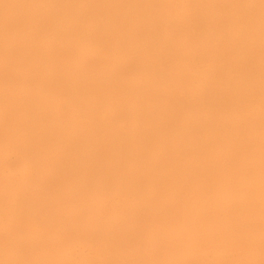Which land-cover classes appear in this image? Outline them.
Returning <instances> with one entry per match:
<instances>
[{"label": "bare ground", "instance_id": "bare-ground-1", "mask_svg": "<svg viewBox=\"0 0 264 264\" xmlns=\"http://www.w3.org/2000/svg\"><path fill=\"white\" fill-rule=\"evenodd\" d=\"M3 1L4 0H2L0 2H3ZM7 1H9V0H7ZM19 1L20 0H14L13 1L15 3V4L13 3L15 5V9H13L9 13L10 17L13 18L11 20H12V22H14L16 27L14 28L12 26L14 24L9 23L10 21L9 22L7 21V23L9 25L8 24H6V25L1 24V26H0V30H1L0 41L3 38L6 39L7 36H10L7 39L11 40L9 38H12L11 36H14L15 37L14 39H18V41H19L16 43V47L19 50H22V47L25 48V45H24L25 42H24L23 37L20 35L21 31H19V30L24 29L25 27H22L20 29L21 26L19 25V18L21 19V16H26V14H21V12L19 10V6H20ZM35 1L39 2L40 0L39 1L38 0H32V2H33L32 4H34ZM170 1L171 0H169V2ZM243 1L244 2H241V0H188L187 3L189 2L188 5H190V12L194 11V14H192V17H188V15H187V17H184V14H183V17H181V16L176 17L175 16V24L174 25H176V27H177V32H175L176 34H173L174 37L169 38L167 36L166 37L163 36V35H165V33L163 32L164 29L162 27V24H163L162 19H164L162 17V15H163L162 14V12H163L162 11V2L165 3L166 0H160V1L159 0H137V1L136 0H133V1L132 0H41L40 1L41 2L40 12L42 14L45 15L48 12H54V13L60 12L64 15V18L62 19L64 25H62L60 23L62 26L60 24H58V25H60V27H58V28L56 27V29L53 28L51 30V33H48V34H51V36L49 38L50 40H48L49 45L46 44L48 42L47 40H46L47 42L45 43L48 46V48L55 49L54 47L63 46L71 38H79L82 40H87V41L92 42L95 45V47H97V49L99 51L106 54L107 58L111 57L114 59L113 62L109 66L107 65L108 67H106L107 69H106L104 74H101V75L95 74L94 75L92 73H89L91 70L88 67L91 64L88 66H86V64H85V67H86L85 70L88 68V70H90V71L87 73L85 71V73H84V71H81V70H84V68H81L82 66H80V72H76L77 75L74 79L61 78L60 76H57L55 74L57 72L54 73L53 70H55L56 68L54 69V67H52L53 70H51V67L49 65L48 66L43 65L41 62H40L41 65H39L38 62L35 61L36 65L40 66L39 68L41 69V72L43 73V75H44L45 79L48 81V83L53 88H55L58 92H60L64 95L66 94V95L71 96L74 99V101L76 102L74 105H76V106L79 105V110L81 112V113L79 112L80 113L79 115L81 116V118L83 120V121L81 120L82 124L79 121V123L81 125L78 128L76 127L77 129H75V130H71V128H70V130L67 131L69 128L67 129L65 127L67 130L65 128H63L66 131L62 129L63 131L60 132V134L62 133V136L60 134H58L59 131L57 129L60 130V128H57L56 132H58L57 134H58V136L60 135V137H58L56 140H54V142H52L53 141L52 140L50 144H48L49 141L47 140V138L50 139L48 136L50 134L52 135V133L54 131L52 130L53 132L51 131L52 133L49 134L48 130H49V127L52 128L53 126L51 127L50 124L48 126H46V124H45L44 126H46L48 128V130L47 129H44V130H47L49 135L47 133L44 136L41 134L43 136V138L41 137L42 138V139H40L41 141L40 140H39V142L37 141L38 144L41 142L42 144H40V145H44V147H42V146L36 147V149L37 148L40 149V147H42L41 151L38 152V150H37V152H38L39 156L43 159L44 163L45 162L47 164H48V162L52 163L51 160H53L55 158L58 162V166L55 164L58 168V171H56V170L55 171L57 173L60 171H62V172L64 171L63 172V173H65L64 177L62 175V177H60L59 180L60 179L63 180V179H65L66 176H68V180L71 178V181L69 180L71 182L70 184H73L72 176L75 178V176L77 177V175H78L79 176L78 180H79V178L81 179L82 177L87 175V176H89V177H87V178H89L88 181L89 180L91 181V178H94V179H100L103 181L105 180V182H109L113 186L114 185L118 186V185H122L121 181H120V180H122V181H124L123 184L125 183L124 185H127L128 182H131L132 185H134L133 184L134 182L136 183L137 181L140 180L139 178H141V172L135 170L133 167L132 168L134 169V171L132 169L130 171L127 168L128 166L125 164L130 162V161H135L138 158H140L139 156H141V154L144 152V149L142 150L143 152L141 151V147L143 148V146L145 147V144L146 145L149 144V145H152V147L154 148V152L152 153L154 156H152V158L153 157L155 158V160H154V158L150 159L151 156H148V153L149 154H151V153L146 151L149 146H146L147 149H145V151L147 152V157H148L147 160H152L151 162L152 163L154 162L153 164H155V168L152 167L153 169H151L153 171V174H154V176H153L154 178H152L151 181H153L154 184H158L159 182L164 180V179L162 180V174L163 173L166 174V172L162 173V171H163L162 166L164 168H166V171H167V167H168V171H171V170H169V168L174 167L171 165H176L177 171H178V165L183 164V163L186 164L185 162H188V160L190 162V160L193 158V155L198 156L199 154H201L203 152H204L203 154H205V152H207V150L209 151V148H211L213 144L216 145L219 143H223V145H224V143L225 144L230 143V146H232L233 144H235V145L239 144L240 145V143H241L240 146L242 147V143H244V142H247V144L252 143V145L255 143V141L257 143L258 142L257 140H259V138H261V137H259L260 135H258L259 133H257V132L264 129V0H258L257 3L256 2L254 3V0H253L254 4L249 6V7H245V5H247V4H244L246 0H243ZM37 2L35 4H38ZM250 2H252V1H250ZM176 3H178V2H176ZM185 3L186 2L184 1V4ZM246 3H247V1H246ZM1 4L2 3H0V7H1ZM8 5H10V4L7 3V7H8ZM36 6L39 8L40 4L36 5ZM168 6H167V9H168ZM186 6L187 5H185V9H186ZM32 8L34 9L33 5H32ZM38 8H36V9H38ZM176 8H174V10ZM183 12H185V11L183 10ZM180 13H182V10L180 11ZM171 14H173V13H171ZM185 14H186V12H185ZM164 16H165V14H164ZM195 18H197V20L200 19L201 21L198 20V24H197V20ZM59 20H57V23ZM165 20L167 21V19H164L163 22ZM52 21H54V20H52ZM166 21H165V23H166ZM169 22H170V20H169ZM17 23H18V25H17ZM40 23L37 21L34 23V26H36V28H37L36 31L41 32V30H42L41 26L45 23H43L41 25H40ZM50 23H51V19H50L49 23H47V27H48V24H50ZM55 23L56 22H53L54 25H55ZM171 23H172V21H171ZM20 24H22V23H20ZM124 24H127V25H124ZM30 25H27V26H30ZM128 25L133 27V28H130L131 29L130 34H127L128 35L127 37L123 36V34L120 35L121 37L118 36L120 34L119 27H121V28H122V26L129 27ZM174 25H171L172 28ZM6 26H8L9 29H7L8 27H6ZM168 26L169 25H165L166 28H168ZM11 27H12V29H11ZM52 27H54V26H51L50 28H52ZM30 28H32V27H30ZM30 28L29 29L27 28V29L30 30ZM16 29H18V30H16ZM46 29H48V28H46ZM168 29H170V27ZM165 30H166L165 32H168V31L171 32L170 30H167V29H165ZM18 31H19V35L16 33ZM44 31H42L43 32L42 37L44 35ZM117 31L119 34L117 33ZM126 31L129 32L128 28ZM139 31L140 32L143 31V33L146 32L147 34L145 36H140L138 34ZM175 31H176V28H175ZM40 32L39 33L37 32L36 35L37 34L40 35L41 34ZM123 32H125V31L122 28V33ZM25 33H26V30H25ZM162 33H164V34L162 35ZM22 34H23L24 38H26L28 36L31 38V35L25 36V34L23 32H22ZM140 34H142V33H140ZM39 35L36 37L39 38ZM125 35H126V32H125ZM166 35H170V34L166 33ZM33 37H35V34ZM36 37L33 40H37V41H35V42L32 41V43H37L41 39V37H40L38 40V39H36ZM177 37H179L180 40H177V39H179ZM28 38H26V39H28ZM43 38L46 39L45 36ZM14 39H13V42H14ZM28 40H30V39H28ZM6 42H7V40H6ZM6 42L3 41L2 43L6 44ZM27 42L29 43V41H27ZM38 44H40V45L42 44V47L45 45L44 43H37V45ZM9 45L11 47V44H9ZM19 45L21 47H19ZM32 45L34 46V44H32ZM40 45L38 46V48L40 47ZM5 46H4L5 48H9V46L7 44ZM27 46H29V44ZM12 47H15V46H12ZM32 47L31 46L26 47L23 52L25 53L24 57L29 58V60L33 56L31 61L33 60V62H34V59H35L34 53L36 52V49L34 48L35 51L33 52ZM61 49H63V48H61ZM11 50H12V48H11ZM38 51L40 52V50H38ZM38 51H37V53H38ZM45 51H47V50H43L42 53ZM111 51H117L119 54L118 55H111L110 54ZM0 52H1V50H0ZM32 52H33V55H32ZM57 52H60V51H57ZM4 53H8V52H4ZM42 53H40V54L42 55ZM48 53L46 56L47 59H49L48 55L51 54V53L50 54H48ZM6 56H7V54H6ZM102 56H105V55H102ZM1 57H3V56H1ZM18 57L20 59L21 56H18ZM100 58H101V56H100ZM43 59H44V56H43ZM47 59H46V62H47ZM56 59L54 58V60H56ZM102 59L103 58H101V60ZM36 60L38 61V59H36ZM49 61H50V59H49ZM197 61H199V65L197 64ZM24 62H26V60ZM33 62H31V63H33ZM44 62L45 61H43V63ZM51 62H52V58H51V61L49 63H51ZM35 63H33L34 66H35ZM55 63H56V61H55ZM60 63H62V61ZM50 65L53 66L52 63ZM41 66H46V68H44V67L41 68ZM47 67H49V68H47ZM62 67H64V66H62ZM94 67L95 66H93V68ZM64 70H67V69L64 68ZM75 70L79 71V69H75ZM61 71H63V69ZM61 71L59 69V72H61ZM97 71L99 72V70H97ZM95 72H93V73H95ZM101 73H103L102 70H101ZM169 74H170V76H169ZM191 78L193 80H191ZM190 81H192V82L190 83ZM2 93L0 92V95ZM24 95H26V94H24ZM16 96L18 97V95H16ZM0 98L2 99L1 96H0ZM16 99H17L16 97H15V99H13L14 100L13 103H15ZM3 100L4 99H2L1 101L3 102ZM1 101H0V103L2 104ZM22 102L23 101H21V103ZM3 103H5V102H3ZM17 103H19L18 100H17ZM92 103H102V104L110 106L111 111H108L109 112L108 114L110 115V118H111L110 120L113 122H115V121L118 122L121 120L127 126L125 128L123 127V128L116 129V130L112 131L111 129H109V126H106V124H108L109 122L106 123L105 125L103 123V125L105 126V127H103L102 125L100 126L97 122H95L96 119H94V118H93L94 119L93 123L95 122L97 124H90L91 121L88 117H92L95 114L97 115V113L92 111L90 108V104H92ZM11 106H12V104H11ZM14 106L17 108V107H20L21 104L18 106H16V105H14ZM24 106L28 107V104L26 105V103H25V104H23V107ZM0 107H2L0 109L4 110L3 107H5V106L2 104V106L0 105ZM12 107H11V111L14 109V107H13V109H12ZM27 109H25V111ZM56 110H57V108H56ZM77 111H78V109H77ZM20 112H21V110H20ZM0 113H2V111ZM172 113H174V114H172ZM12 114H13V111H12ZM17 114H19V113L17 112L14 115H17ZM21 114H23V113H21ZM75 114H76V112H75ZM103 114H105V113H103ZM106 114H107V112H106ZM170 115L171 116L174 115V116L171 117ZM167 116H170L171 119L168 117L169 119L166 120L167 121L166 122V121H164V119H166ZM190 116L194 117L193 120H192V118H190ZM22 117L23 116H21V117L18 116V119L22 118ZM24 117H25L24 119L27 120V115ZM24 119H22V120H24ZM77 119H78V117H77ZM59 120H57V121H59ZM108 120H109V118H108ZM48 121H50V120H48ZM89 121H90V123H89ZM41 122H40V124L44 123V122H42V123ZM65 122H67V121H65ZM74 122L78 123L77 121H74ZM55 123L56 122H54L53 124L56 125ZM40 124L38 126H40ZM47 124H48V122H47ZM60 124H58V125L63 127L65 123L62 125V121H61ZM100 124H102V121ZM111 125H112V123H111ZM41 126L43 129L44 126L43 125H41ZM115 126H117V124ZM40 128H39V130H40ZM72 129H73V127H72ZM247 129H248V131H247ZM37 130H38V128H37ZM47 131H45V132H47ZM45 132H43V133H45ZM53 135H54V133H53ZM38 137H40V136H38ZM53 137L51 139H54ZM263 139H264V137H263ZM261 140H262V138H261ZM248 142H250V143H248ZM263 142L261 143V141H260V143H258V144L261 145V144H263ZM184 143H186V144L184 145ZM256 143L254 145H256ZM121 144H122V146L120 147ZM134 144L137 146H140V148H139L140 150H137V151L136 150L135 151L129 150V148L131 149L132 148L131 146ZM256 146H255V148H252V146H251L250 147L251 151H252V149L254 150V152L256 150L258 151V149H257L258 147L256 148ZM152 147L149 148L150 151L153 150V149H151ZM239 147L237 149H239ZM246 147H245V149H246ZM236 148L233 150V147H232V150L235 151ZM262 148H264V147H262V145H261V149ZM222 149H224V148H222ZM229 149H231V148H229ZM245 149L242 150V152L243 151L245 152L246 151ZM189 151H190V154H187ZM211 151H213V150H211ZM226 151H227V149H226ZM239 151H241V150H239ZM248 151L250 152V149ZM248 151H247V153H248ZM262 151H264V149ZM128 152H131V153L129 154ZM242 152H241V154L244 155L243 154L244 152L243 153ZM183 153L186 155L185 157H184ZM227 153H229V155L232 154L230 156H235L234 153H230V152H227ZM227 153H226V156H227L226 158L225 157L222 158L221 156H219L220 159H224L225 161L226 160L230 161ZM252 153L253 152H251L250 154H252ZM257 153L259 154V152H257ZM241 154L239 156H241ZM131 155H132V157H129ZM144 155H145V153H144ZM221 155H223V154H221ZM255 155L257 158H259V156H257V154H255ZM245 156H246V154H245ZM253 156L254 155L252 154V158L255 159L254 158L255 156L254 157ZM142 157L145 158V156H143V155H142ZM214 157H217V156L214 155L212 158H214ZM246 157H245V160H247ZM203 158H206V157L204 156V157H202V159ZM209 158L207 157V160ZM233 158L237 159L236 157H233ZM233 158H231V159H233ZM239 158L242 159V156ZM125 159L127 161H125ZM193 159L195 160L196 158H193ZM214 159H212V160H214ZM241 159H239V160H241ZM48 160H50V161H48ZM56 160H54V161H56ZM138 160H140V159H138ZM203 160H205V159H203ZM243 160H244V156H243ZM252 160L250 162H252ZM144 161H146V160H144ZM196 161H199V160L196 159ZM209 161H210V159H209ZM227 161H226V163H227ZM233 161H236V164H234V166L237 165L238 160L233 159ZM233 161H231V162L234 163ZM256 161H257V159H256ZM136 162H138V161H136ZM261 162H263V161H261ZM138 163L141 164L140 162H138ZM142 163L144 164V162H142ZM152 163H149V164L151 165ZM202 163L203 162L201 161V164ZM211 163L212 164H209V165L212 166L214 164V162H211ZM228 163H227V165H228ZM242 163H244V165H242L243 167H245L246 165H249V162H246L248 164H245V161ZM47 164L43 165L44 169L45 168L47 169V167L45 166ZM134 164H135V166H138V164L133 163V165ZM220 164H221V160H220ZM220 164H218V165H220ZM224 164L225 163L223 161L222 165H224ZM253 164H251V165H253ZM258 164H259V162H258ZM147 165H148V163H147ZM147 165H145V166H147ZM202 165H205V164H202ZM202 165H201V167H202ZM215 165H217V163H215L213 166H215ZM218 165H217V167H218ZM192 166H194V165H192ZM205 166L208 167L207 165H205ZM237 166L239 167V165H237ZM254 166H255V164H254ZM257 166L258 165H256V168H258ZM263 166H264V164H263ZM148 167H149V165H148ZM201 167H199V168H201ZM223 167H225V166H223ZM230 167L232 168L233 166H230ZM53 168H56V167L54 166ZM139 168L140 167H138V169ZM189 168H190V166L187 169H189ZM202 168H201V170H203ZM219 168H220V166H219ZM219 168H218V170H219ZM240 168L241 167H239V169ZM247 168H248V166H247ZM254 168L249 167L250 170L254 169ZM259 168H263V167H259ZM143 169H141V170L143 171ZM195 169H196V167H195ZM211 169H212V167H211ZM215 169L217 170V168H215ZM224 169L222 168V170H224ZM146 170L149 171L150 168L146 169ZM146 170L143 173L147 172ZM191 170L192 169H190V172H191ZM232 170H234V169H232ZM247 170H244V172H246ZM250 170H248V171H250ZM41 171H43V169H40V173H41ZM179 171H180V169H179ZM206 171L209 172V170H206ZM210 171H211L210 174L212 175L213 171L212 170H210ZM227 171H228V168H227ZM255 171L257 173L258 169H256ZM261 171H262V169L260 170V173H261ZM50 172H48V173H50ZM52 172H53V170H52ZM54 172H53V174H55ZM150 172L151 171H149L147 175H151ZM181 172H182L181 173V175H182L183 171H181ZM208 172H207V175H208ZM253 172H254V170H253ZM253 172H247L248 173L247 175H249L250 173L253 174L252 176L258 174V176H254L253 178L257 177L256 179H258V180L264 179L263 177L260 178V176H259L260 173L254 174ZM121 173H124L123 174L124 176L126 175L125 178H122L124 176ZM155 173H157V175ZM172 173H173V171H172ZM172 173L170 176H172V178H173L175 176V174L172 175ZM184 173H185V171H184ZM214 173H215V170L213 172V176L215 175L216 179H217L218 176H220L221 172L218 174V176ZM237 173L239 174L238 171H237ZM242 173H243V171H241V174H240L238 179H242L244 177L245 174L242 175ZM74 174H75V176H74ZM118 174H120L121 176H119ZM210 174H209V176H210ZM221 174L224 175V173H221ZM226 174H228V172H226ZM232 174H234V173L231 172V175ZM238 174H237V176H238ZM80 175H82V177H80ZM117 175L119 177H121L122 179L118 180L119 177H117ZM177 175L178 174H176V177H179V175L178 176ZM185 175L186 174H184V176ZM43 176L44 175H42L41 177H43ZM45 176H46V174H45ZM58 176H60V174ZM235 176H232V178H236ZM241 176H243V177L240 178ZM54 177H56V176H54ZM54 177H53V179H54ZM167 177L170 178L169 175ZM185 177H183V178H185ZM247 177L245 175L244 178L249 180L250 178L249 177L247 178ZM172 178H170V179L173 180ZM183 178H181V180ZM202 178H204V177H202ZM207 178L208 177L205 175V179H207ZM232 178L230 181L234 182V181H232L233 180ZM244 178H243V180H245ZM39 179H41V178H39ZM45 179H48V178L46 177ZM50 179L52 180V178H50ZM185 179H186V181H189V180H187L188 178H185ZM185 179H183V180H185ZM210 179H212V178H210ZM220 179H217V180L220 181ZM238 179L237 180L234 179L235 182L238 181ZM251 179H252V177H251ZM256 179L253 182L258 181ZM51 180L50 181L48 180V182L49 183L52 182ZM59 180H57V181L59 182ZM68 180H67V182L69 183ZM177 180H179V178ZM177 180H173L174 182L169 181V182H172V183H169V185H171V184L173 185V183H175V181H177ZM224 180H225V178H224ZM73 181H74V179H73ZM84 181L88 183V181L85 180V178H84ZM84 181H83V183H84ZM165 181L167 182L168 180L165 178ZM218 181L213 180L214 183L218 182ZM230 181L227 180V182H230ZM246 181L247 180H245V182H244L245 184H247L249 182V181L248 182H246ZM35 182L33 184L34 185L33 188H39V190L43 188L42 185H40V184L36 185ZM54 182H52V183L55 184ZM81 182H80V184H81L80 186L83 185V183H81ZM177 182H178V184L180 183V181H177ZM194 182H192V183H194ZM201 182L199 181L198 183H201ZM213 182H211V184H213ZM253 182H251L250 184L248 183L247 185L248 186L252 185ZM38 183H39V181H38ZM46 183H44L45 186H46ZM63 183L66 184L65 182H63ZM220 183H219V186H221ZM224 183H225V181H224ZM242 183H240V185L238 183V184L233 185V186L234 187L236 186V188L239 186V188L242 189L243 186L244 187L246 186V185H242ZM260 183H263V182H260ZM50 184H47V185H50ZM60 184H61V180H60ZM140 184H142V183L138 182L139 186H140ZM166 184L168 185V182ZM253 184H256V183H253ZM38 185L41 186L42 188L37 187ZM58 185H59V183H58ZM61 185H63V184H61ZM61 185H59L60 188H61ZM68 185H66V186H68ZM192 185H195V183ZM196 185H197V183H196ZM201 185H203V184H201ZM201 185H200V187H201ZM208 185H209V183H208ZM215 185L217 186V184H215ZM230 185H231V183H230ZM257 185H259V184H257ZM71 186L72 187H70L69 190H71V188H73V185H71ZM77 186L80 187L78 184H77ZM212 186H214V185H212ZM228 186H229V184H228ZM233 186H232V188H233ZM240 186H242V187H240ZM114 187H116V186H114ZM145 187L147 188V185H145ZM173 187H170V188L173 189ZM207 187L205 189H210L209 187L208 188ZM225 187H226V185H225ZM249 187H251V186H249ZM262 187H263V185H262ZM28 188H30V187L28 186ZM60 188L56 189L57 190L56 192L59 191L58 194H60ZM74 188H76V187H74ZM176 188H178V187L176 186ZM50 189H51V187L49 188V191H50ZM62 189L64 190L66 188L64 187ZM78 189L79 188H77V190ZM147 189L149 190V187ZM147 189H144V187H143V190H146L145 194H149L148 196H150L152 189H151V191H148ZM205 189H202V190H205ZM211 189H213V188H211ZM253 189L254 190L256 189L255 185H254ZM35 190L33 191V193L36 192ZM39 190H37V191H39ZM43 190H44V188H43ZM54 190L55 189H53V190L51 189L52 192H54ZM77 190H75V191H77ZM163 190H164V188H163ZM247 190L249 192L251 191V190L246 188V192H247ZM254 190H253V193H254ZM47 191H48V189H47ZM66 191H64V192H66ZM75 191L73 190V192H75ZM147 191L150 193H148ZM194 191L196 192V190H194ZM206 191L208 193L210 192V190L209 191L206 190ZM242 191H244V190L242 189ZM256 191H258V189ZM41 192L42 191H40V193ZM44 192L45 191H43L42 193L44 194ZM139 192H142L141 189ZM161 192L164 193L163 191H161ZM207 192H205V194ZM30 193H32V192H30ZM47 193H46V195H47ZM61 193H63V191ZM152 193H153V191H152ZM158 193H159V190H158ZM166 193L168 194L169 192H166ZM166 193H164V195ZM199 193H201V192H199ZM210 193H212V192H210ZM250 193L252 195V191ZM37 194H36V196L38 197ZM43 194H40V197L43 196ZM58 194H57V197L59 196ZM155 194L156 193H154L152 195H155ZM170 194H172V193H170ZM173 194H176V193L174 192ZM242 194H243V196H245V192ZM247 194H249V193L247 192ZM61 195H65L64 198H67L66 194L63 193ZM152 195H151V199L153 200ZM164 195H162V196L164 197ZM191 195H192V193H191ZM197 195L196 196L194 195L195 197L193 195L192 196L194 198H196ZM208 195H210V194H208ZM251 195L249 194L247 196H251ZM253 195H252V197H253ZM30 196H32V194ZM33 196L29 197V198L33 199L34 197H36V196H34V197ZM53 196H55V195H52L51 197L49 196L50 199L47 197L48 198L47 203H46L45 199L43 202H42V200H40V202L42 204L40 202H38V200L40 199L39 197H38L39 199L36 198L35 202L37 201V203H40L41 206L44 203H46V205H47V204H49L48 200H49V202L51 200L52 201L55 200V199L53 200V198H54ZM43 197H41V199H43ZM57 197L55 196V198H57ZM59 197H61V196H59ZM158 197L159 196H157V197L155 196V198H158ZM73 198H75V197L73 196ZM148 198H147V200H148ZM255 198H257V195ZM70 199L72 200V197ZM139 199H138V201H139ZM151 199H150V201H151ZM159 199L161 200L162 198H158V200ZM233 199L235 200V198H233ZM236 199L239 200V198H236ZM56 200H57V203L55 202V204L58 207V205L61 201L58 203L59 198ZM63 200H65V199H63ZM67 200L69 201V194H68ZM67 200H65V202ZM144 200L141 199V201H143L145 203ZM154 200H156V199H154ZM245 200H247V199H245ZM52 201L50 202L51 205L49 204V207L55 205L52 203ZM72 201H70L71 202L70 204H73ZM74 201H77V200H74ZM172 201H174V200H172ZM24 202L26 203V200ZM32 202H34V199L32 201H30V203H32ZM169 202H170V200H169ZM177 202L178 201H176V204H177ZM234 202L239 203L240 200H239V202L237 200L233 201L232 205L234 206L235 211L237 209H238L237 211L238 212L240 211V213H241V210H242V212L245 211V209L243 210V207L240 210L241 207L239 206L240 204H243L245 201L240 202V204L238 205L240 208H237V206L234 205ZM249 202H251V201L249 200ZM252 202H255V201H252ZM61 203H63V202H61ZM74 203H76V202H74ZM134 203L136 204V201ZM162 203L160 202L161 205H165ZM164 203H167V201ZM229 203H231V202H229ZM129 204H132V203H129ZM156 204H157V202H156ZM172 204H173V202H172ZM254 204H257V202ZM30 205L28 206V204H27L28 207H31ZM64 205L66 206V204H64ZM67 205H68V203H67ZM144 205H146V204H144ZM175 205H173V206L175 207ZM43 206H44V208L46 207L45 205H43ZM130 206H132V205H130ZM130 206H128V207H130ZM138 206H139V204H138ZM157 206H158V204H157ZM157 206H155V207H157ZM165 206H163V207L161 206V207L164 209ZM169 206H171V205H169ZM169 206H167V207H169ZM235 206L237 209H235ZM246 206H248V205H246ZM34 207L32 205V208H34ZM69 207H71V206H69ZM150 207H151V205H150ZM158 207H160V206H158ZM158 207H157V210L159 209ZM250 207L251 206L246 207V212H243V213H249V211L251 209ZM136 208H137V205H136ZM227 208L229 209V207H227ZM38 209H39V207L36 208V210H38ZM61 209L63 210V205H62ZM64 209L66 210V208H64ZM71 209H72V207H71ZM165 209H167V208H165ZM169 209H171V208L169 207ZM173 209H175V208H173ZM232 209H229V210H232ZM255 209H251V210L257 214L258 211H255ZM56 210L58 211V208ZM126 210H127V208H126ZM154 210H156V208ZM260 210H261V208H260ZM34 211L35 210L32 209V212H30V213L33 214ZM59 211H61V210H59ZM63 211H61V212L65 214V212L67 210L65 212H63ZM175 211H176V209H175ZM175 211H172L173 214L175 213ZM71 212H73V211L71 210ZM159 212H160V210H159ZM176 212H179V211H176ZM226 212H227V210H226ZM231 212H229V213L227 212L228 216ZM254 212L253 213L251 212V213L255 214ZM20 213L23 214L22 210L20 211ZM28 213L26 212L25 214L28 216L29 215ZM35 213H34V216L35 215L37 216V214H39V217L37 216V218L40 219V213H38V212H37V214H35ZM55 213L58 214V212H55ZM62 213H60V215ZM134 213L135 212L133 211V214ZM141 213H142V211H141ZM164 213H166V212H164ZM169 213H170V210H169ZM119 214H121V213H119ZM173 214L171 213V215H173ZM179 214H181V213H179ZM126 215H127V213H126ZM136 215H138V214H136ZM149 215H151V213ZM171 215L169 214V216H171ZM222 215H224V213ZM232 215L230 217H233ZM245 215L246 214H243V216L242 215L241 216L244 218ZM257 215H259V214H257ZM261 215L262 214H260L259 216H261ZM27 216H26V218H27ZM29 216H31V215H29ZM145 216L146 215L144 214V217ZM162 216H164V215H162ZM228 216L226 215V217H228ZM250 216L251 215H249L248 217H250ZM259 216H257V217L259 218ZM20 217H21V215H20ZM63 217H64V215H63ZM69 217L67 215L68 220H70ZM76 217L81 219V217H78L75 215V219H76ZM134 217H136V216H133V219H134ZM172 217L173 216H171V218ZM242 217H241V219H242ZM248 217H247V219H249ZM32 218H35V217H32ZM70 218H73V215ZM125 218L127 219V217H125ZM140 218H143V215H141ZM148 218H150V217H148ZM223 218H224V216H223ZM252 218L254 219V216L251 217V219ZM261 218H262V216H261ZM22 219H24V218H22ZM38 219H36V221ZM64 219H65V217L63 218L64 222L67 221ZM79 219L74 220V221H78V223H79V221H83L82 219L81 220H79ZM163 219H161L160 221L161 222L164 221V223H166L165 221H167L168 218H166V220H163ZM219 219L220 218H218V221H221ZM241 219L238 220L240 223L242 221L245 223L247 220V219L246 220L242 219V221H241ZM229 220H230V218H229ZM255 220H256V218L254 219V221L252 220L253 221L252 223L254 225H256L255 223L258 221L257 220L255 222ZM33 221H34V219H33ZM36 221H34L32 223H35ZM109 221H107V223ZM131 221L133 222V220H131ZM152 221H154V220H152ZM155 221L157 222L156 219H155ZM248 221H250V219ZM259 221H260V224L262 225L260 218H259ZM135 222H137V221H135ZM169 222H168V224H169ZM60 223H63V222L60 221ZM68 223L66 222V225H68ZM72 223H74V222H72ZM109 223H111V224H109ZM109 223H108L109 227H110V225L112 227L113 226L112 222H109ZM221 223L225 224V222H223V220ZM233 223L236 224V226L234 225V227L232 225L233 228H235V227L237 228V225L239 227L240 223L239 224H237V222L236 223L233 222ZM263 223H264V221H263ZM37 224H39V223H37ZM64 224L62 225L63 227L65 226ZM76 224L77 223H74V226H77ZM117 224H119V223H117ZM218 224H220V223L218 222ZM231 224H230V226H231ZM119 225H117V226H119ZM126 225H127V223H126ZM134 225L136 227V224H134ZM134 225H133V227H134ZM242 225H244V224L242 223ZM246 225H248V226L251 225V221H250V224H246ZM252 225H251V227H252ZM259 225H257V226H259ZM33 226H36V225H33ZM71 226H69V228H71ZM137 226H139V224ZM222 226H224V225H222ZM226 226H227V224H226ZM240 226H241V224H240ZM79 227H80V229L82 228V226H77V228H79ZM130 227H132V226H130ZM217 227L219 228V226H217ZM241 227H244V229H246L245 226H241ZM124 228H125V225H124ZM228 228L229 227H226L224 229H228ZM254 228H256V227H253V229ZM60 229H62V228H60ZM65 229H67V228H65ZM126 229H127V231L129 230L128 228H126ZM230 229H231V227H230ZM63 230H64V228H63ZM81 230H83V229H81ZM81 230H79V231H81ZM114 230L117 232V230L115 228H114ZM234 230L235 229H233L232 231L234 232ZM236 230H237L236 232L238 233V235H241V233H242V232L241 233L238 232V230L244 232L243 228H242V230H241V228L236 229ZM251 230H252V228H251ZM67 231H70V230H67ZM120 231H119V234H120ZM221 231H222V229H221ZM221 231H220V233H222ZM228 231H226V232H228ZM232 231H231V233L234 234ZM218 232H219V230H218ZM245 232L246 233H244V234H247L248 236L251 233L249 231L250 233L248 234L246 230H245ZM224 233H225V231L223 232V234ZM116 234H118V233H116ZM123 235H125V232ZM150 235H152V234H150ZM229 235L231 237H234L231 234H229ZM229 235L227 234V239H228ZM113 236L117 237V235L115 236V234ZM113 236L111 235V237H113ZM221 236H222V234H221ZM248 236L246 239H248ZM108 237H109V235H108ZM120 237H119V239H120ZM236 237H238L240 239V237H242V236L239 237V236L235 235L234 238H236ZM245 237L246 236H244L241 241H244L243 239ZM148 238H150V237H148ZM234 238H232V241L234 240L237 244V241ZM249 238H251V237L249 236ZM229 239H231V238H229ZM250 240L251 239H248V241H250ZM252 240H253V238H252ZM241 241H238V242H241ZM245 243H248V242H245ZM250 243L252 244L253 241H251ZM108 244H109V242H108ZM240 244H242V243H240ZM231 245H233V244H231ZM116 246H117V244H116ZM237 246L239 247V245H236L235 248H237ZM113 247H114V245H113ZM117 249H118V246L116 248V251H117ZM133 251H134V249L130 252H133ZM139 251H141V250H139ZM118 252H117V255L119 257ZM125 252H126V250H125ZM141 253L143 254L142 251H141ZM120 254H122V253H120ZM134 254H135V252H134ZM242 254H243V252H242ZM40 255H41V253H40ZM40 255H38L40 258V259L38 258L39 263L42 262L41 257L43 256V255H41V257H40ZM46 255H48V254L46 253L45 257H46ZM93 255L94 254H92L91 256H93ZM144 255L146 257L148 254L146 255V253H144ZM193 255H196L195 252L193 253ZM203 255L201 257H203ZM140 256H142V255H140ZM134 257L137 258L138 256H134ZM193 257H195V256H193ZM250 257H249V259H250ZM252 257H255V259H257L258 262L262 261V260H259L260 258H256L255 255H252ZM49 258L52 259L53 257L52 258L49 257ZM63 258H65V257H63ZM106 258L108 259V257H106ZM123 258H125V257L122 256V259ZM142 258H144V256ZM142 258L140 259L141 261H142ZM191 258H190V262H192ZM195 258H194V261L196 260ZM36 259H37V257H36ZM42 259H43V257H42ZM47 259L45 258L46 261H47ZM102 259H103V257H102ZM147 259H148V256H147ZM197 259L199 260V258H197ZM202 259L204 260V257ZM202 259L200 262L201 264L204 263L202 261ZM144 260L145 259H143V261ZM105 261L106 260H104L103 262H105ZM111 261L112 260H110V263H111ZM143 261H142V263H143ZM154 261L153 262L149 261V262L151 264H153V263L156 264L157 262L155 261L156 262L155 263ZM181 261H179V262H181ZM204 261H206V260H204ZM249 261H251V259ZM62 262H63V260H62ZM107 262L108 261H106V263H103V264H108ZM124 262H125V260L123 259L122 263H124ZM129 262L131 263L132 260ZM133 262H134V264L137 263V261H133ZM196 262H198V261L196 260ZM238 262H236V263L238 264ZM244 262H242L241 264H244ZM258 262H257V264H259ZM36 263H38V262L36 261ZM44 263H46V262H44ZM101 263H102V261H101ZM113 263H114V261H113ZM138 263H139V260H138ZM186 263L188 264L187 261H186ZM236 263H234V264H236ZM251 263H252V261H251ZM251 263H249V264H251ZM262 263H264V261ZM33 264H35V263H33ZM40 264H43V263H40ZM47 264H49V263H47ZM65 264H67L66 261H65ZM147 264H148V261H147ZM182 264H185V262ZM225 264H226V262H225ZM231 264H233V263H231ZM255 264H256V262H255Z\"/></svg>", "mask_w": 264, "mask_h": 264}, {"label": "rangeland", "instance_id": "rangeland-1", "mask_svg": "<svg viewBox=\"0 0 264 264\" xmlns=\"http://www.w3.org/2000/svg\"><path fill=\"white\" fill-rule=\"evenodd\" d=\"M0 1H2V0H0ZM14 0H9V1H3V2H0V3H2L1 4V7H0V21L2 22H0V26H1V24H4V25H6V24H8L7 23V21L9 22V23H11V24H14V22H12V20L11 19H13V18H11L10 17V15H9V13L13 10V9H15V3L13 2ZM39 1V0H38ZM41 1V0H40ZM39 1V2H40ZM133 1V0H132ZM137 1V0H136ZM160 1V0H159ZM184 1L186 2L185 4H184ZM171 0L170 2H169V0L167 1L166 0V2L164 3V2H162V17L164 18V19H167V21H166V23H165V21L163 22V20L164 19H162V27H163V32L165 33V35H163L164 33H162V35L163 36H167V37H169V38H171V37H174V35L173 34H176L175 32H177V27H176V25H174L175 24V16L177 17H183V14H184V17H187V15H188V17H192V14H194V11H191L190 12V5H188L189 4V2L187 3V1L188 0ZM246 1H247V3H246ZM245 1V3L244 4H247V5H245V7H249V6H251V5H253L255 2L257 3L258 2V0H254V3H253V0H246ZM250 1H252V2H250ZM37 1H35L34 2V4L36 3ZM39 2H37L38 4H32L33 2H32V0H20L19 1V3H20V6H19V10H20V12H21V14H26V16H21V19L19 18V25L21 26L20 27V29L22 28V27H25L24 29H21V30H19V31H21L20 33V35L23 37V39H24V42H25V48L26 47H29V46H33L32 44H34V46L32 47V50H33V52L35 51L34 50V48L36 49V52L34 53V55H35V59H34V62H33V60L31 61V59H32V57L30 58V60H29V58H26V57H24V49L25 48H23L22 47V50H19L17 47H16V43L17 42H19L18 41V39H14L15 37L14 36H11L12 38H9V39H11V40H8L7 38L8 37H10V36H7L6 37V39L5 38H3L1 41L3 42H6V40H7V42L9 43V44H11V47H10V45L6 42V44L9 46V48H5L6 46V44L4 43H2L1 41V45H0V50H1V52H0V60L2 61H0V68L3 66L2 64L4 63V61L3 60H5V57H6V54L8 55L9 54V52H11V54L13 55V57L14 58H18L19 59V57L18 56H21L20 57V60H26V62L25 63H28L29 61V63L28 64H31V65H33V63H35V61L36 62H38V64L39 65H41L40 64V62L43 64V65H49L50 67H51V70H53V68L52 67H54V69L55 70H53L54 71V73L55 72H59V69H60V71L63 69V71H66V70H64V68L65 67H62V66H64L63 65V63H60L61 62V60H60V54H61V52H62V50L63 49H61V48H63V46H60V47H54L55 49H50V48H48V46L46 45V44H48L49 45V41L48 40H50L49 38H50V36H51V34H48V33H51V30L54 28V29H56V27L58 28V27H60V25L62 24V25H64L63 24V18H64V15L62 14V13H54V12H48L47 14H42L41 12H40V9H41V2L39 3ZM176 2H178V3H176ZM241 2H244L243 0H241ZM250 2V3H249ZM4 3V4H3ZM7 3L8 4H10V5H8V7H7ZM14 3V4H13ZM25 3V4H24ZM164 3V4H163ZM252 3V4H251ZM13 4V5H12ZM34 6V9L32 8V5ZM40 4V6H39V8L36 6V5H39ZM167 4V5H166ZM170 4V5H169ZM5 5V6H4ZM12 5V6H11ZM169 5V6H168ZM182 5V6H181ZM185 5H187L186 6V9H185ZM12 8H11V7ZM167 6H168V9H167ZM189 6V7H188ZM30 7V8H29ZM38 8V9H36V8ZM177 7V8H176ZM174 8H176L175 10H174ZM180 8V9H179ZM165 11H164V10ZM168 10V11H167ZM177 10V11H176ZM182 10V13H180V11ZM183 10L186 12V14H185V12H183ZM192 10V9H191ZM171 13H173V14H171ZM189 14H188V13ZM170 13V14H169ZM179 13V14H178ZM164 14H165V16H164ZM168 16H167V15ZM175 14V15H174ZM181 14V15H180ZM5 15V16H4ZM190 15V16H189ZM56 16V17H55ZM172 18V19H171ZM48 19V20H47ZM50 19H51V25L50 24H48V27H47V23H49V21H50ZM60 19V20H59ZM196 20H197V18H195ZM23 20V21H22ZM46 20V21H45ZM52 20H54V21H52ZM57 20H59L58 21V23H57ZM169 20H170V22H169ZM199 21H201L200 19H198ZM198 20H197V24H198ZM5 21V22H4ZM41 22L40 23V25L41 24H43V23H45V24H43L42 26H41V32L40 31H36L37 30V28H36V26H34V23L35 22ZM61 21V22H60ZM171 21H172V23H171ZM47 22V23H46ZM53 22H56L55 23V25L53 24ZM20 23H22V24H20ZM61 23V24H60ZM31 24V25H30ZM58 24H60V25H58ZM169 25L168 26V28L170 27V29H168V28H166L165 27V25ZM174 25L173 26V28H172V26L171 25ZM196 24V25H197ZM9 25V24H8ZM17 25H18V23H17ZM26 25V26H25ZM27 25H30V26H27ZM61 25V26H62ZM124 25H127V24H124ZM14 28L16 27V25L14 24V25H12ZM51 26H54V27H52V28H50ZM129 26V25H128ZM6 27H8V26H6ZM30 27H32V28H30ZM176 28V31H175V28ZM30 28V30H28V29ZM46 28H48V29H46ZM122 28L124 29V31L126 32V35H125V32H123L122 33ZM122 28L121 27H119V30H120V34L118 33V31H117V33L119 34L118 36H120V35H122L123 34V36H125V37H127L128 35L127 34H130V31H131V29L130 28H133L132 26H129V27H125V26H122ZM126 28V29H125ZM127 28H128V30H129V32H127L126 30H127ZM7 29H9V27L7 28ZM11 29H12V27H11ZM165 29H167V30H170L171 32H165L166 30ZM174 31H172V30ZM16 30H18V29H16ZM25 30H26V33H25ZM32 30V31H31ZM45 30V31H44ZM19 31L18 32H16L18 35H19ZM42 31H44V35H43V37L45 36V38L46 39H44L43 37H42V34H43V32ZM50 31V32H49ZM22 32L25 34V36H27V35H31V38L34 36V34H35V37L36 36H38L39 34H37L36 35V33L38 32H40L41 34L39 35V38L41 37V39L39 40V38L38 37H36V39H38L39 41L37 42V43H46L47 41V43L42 47V44L40 45V44H38L37 45V43H32V41H37V40H33V39H35V37H33L32 39L29 37H26V38H28V39H30V40H28V39H26V38H24V36H23V34H22ZM47 32V33H46ZM173 32V33H172ZM0 33H1V30H0ZM31 33V34H30ZM34 33V34H33ZM140 33H142V34H140ZM166 33L168 34H170V35H166ZM138 34L140 35V36H145L147 33L146 32H144L143 33V31L142 32H138ZM5 35V34H4ZM177 36V35H176ZM121 37V36H120ZM48 38V39H47ZM177 38H179V37H177ZM176 38V39H177ZM13 39H14V42H13ZM43 40V41H42ZM47 40V41H46ZM177 40H180V38L179 39H177ZM27 41H29V43L27 42ZM12 42V43H11ZM29 44V46H27L28 44ZM14 44V45H13ZM37 45V46H36ZM40 45V47L38 48V46ZM3 46V47H2ZM5 46V47H4ZM7 46V47H8ZM12 46H15V47H12ZM37 48H36V47ZM19 47H21L20 45H19ZM42 47V48H41ZM11 48H12V50H11ZM7 51H6V50ZM40 50V52L38 51V50ZM60 49V50H59ZM5 50V51H4ZM10 50V51H9ZM14 50V51H13ZM43 50H47V51H45V52H43L42 53V51ZM22 51V52H21ZM37 51H38V53H37ZM57 51H60V52H57ZM95 51V52H94ZM4 52H8V53H4ZM14 52V53H13ZM33 52H32V55H33ZM40 53H42V55L44 56V59H43V56L40 54ZM47 53L48 54H50V55H48V58L50 59V61H51V58H52V64H53V66H51L50 64L51 63H49L50 61H49V59H47ZM20 54V55H19ZM38 54V55H37ZM97 54V55H96ZM17 55V56H16ZM37 55V56H36ZM57 57H56V56ZM102 55H105V56H102ZM1 56H3V57H1ZM41 56V57H40ZM53 56V57H52ZM88 56H89V62L86 64V66H88V65H90L88 68L92 71H90V70H88V68L85 70V64H83V65H81L82 67L81 68H84V70H81V71H84V73H85V71H86V73L87 72H89V73H92V74H98V75H101V74H104L105 73V71H106V67H108L112 62H113V58H107L106 57V54H104V53H102L101 51H99L98 49H97V47H93V48H91V49H89L88 50ZM100 56H101V58H103L102 60H101V58H100ZM24 57V58H23ZM41 59H40V58ZM46 57V58H45ZM4 58V59H3ZM54 58L56 59V60H54ZM36 59H38V61L36 60ZM46 59H47V62H46ZM28 61V62H27ZM43 61H45L44 63H43ZM55 61H56V63H55ZM59 61V62H58ZM31 62H33V63H31ZM178 62V61H177ZM48 63V64H47ZM61 65H60V64ZM55 64V65H54ZM96 64V65H95ZM197 64L199 65V61H197ZM2 65V66H1ZM37 66L36 65V63H35V66L34 67H37V68H39L40 66ZM95 66L94 68H93V66ZM108 65V66H107ZM46 68V66H41V68ZM92 67V68H91ZM47 68H49V67H47ZM40 69V68H39ZM66 69V68H65ZM77 69H79V71L78 70H75L76 72H80V66H79V68H77ZM96 69V70H95ZM41 70V69H40ZM97 70H99V72L97 71ZM101 70H102V72L103 73H101ZM97 73H96V72ZM93 72H95V73H93ZM57 73H55L56 75H57ZM43 74V73H42ZM58 76V75H57ZM169 76H170V74H169ZM59 78V77H58ZM60 79V78H59ZM191 80H193L192 78H191ZM192 81H190V83H191ZM189 83V84H190ZM2 87H0V92L2 93L3 92V90L1 89ZM22 94V95H21ZM25 93H23V92H18L17 93V95H18V97L16 96V100H15V103H13L14 102V100L12 101V106L14 107V109H13V107L11 106V104H10V106L12 107V111H13V116L15 117V118H17L18 119V116L19 117H21V116H23L22 118H19L18 120H22V119H24L25 117L24 116H26L27 115V117H28V112H29V106L28 107H23V104H25L26 103V105H27V101H26V95H24ZM66 95V94H65ZM1 97H2V99H4V96H3V93L0 95ZM21 98H20V97ZM23 96V97H22ZM1 98H0V101L2 100ZM15 99V98H14ZM21 99V100H20ZM17 100H18V102L19 103H17ZM21 101H23L22 103H21ZM2 102V101H1ZM3 102H5L4 100H3ZM2 102V104L5 106V103H3ZM2 104L0 103V105L2 106ZM20 105L21 104V106L20 107H15L14 105H16V106H18V105ZM11 107H10V111H11ZM76 107V108H75ZM0 108H2V107H0ZM4 108V107H3ZM28 108V109H27ZM56 108H57V112L60 114V122L59 121H54V122H56L55 124L56 125H54L53 123V121H48L49 119H45V120H43L42 122H44V123H42V124H40V122H39V124H40V126H38V130H37V134L38 135H36L37 137H36V147H39V146H42V147H44V145H40V144H42L41 142L38 144L37 143V141L39 142V140L40 139H42L43 138V136L47 133L48 134V131H49V134L50 133H52L53 131V133H54V135H53V133H52V135L50 134H48L49 136V138L51 139L53 136V138L54 139H48L47 138V140L49 141V143L48 144H50L51 143V141L52 142H54V140H56L58 137H60V135L62 136V133L60 134V132H62L63 130H65L66 128L68 129H66L67 131H69L70 130V128H71V130H75V129H77L81 124H82V118H81V116L79 115L81 112H80V110H78L77 111V106L76 105H74V103L72 104V103H64V102H60V103H57L56 104ZM21 110V112H20V110ZM25 109H27L26 111H25ZM19 113V114H17V115H14L15 113H17L16 111ZM23 110V111H22ZM2 111V113H0V115L2 116L3 115V109H0V112ZM11 111V112H12ZM25 111V112H24ZM75 112H76V114H75ZM80 112V113H79ZM21 113H23V114H21ZM103 113H105V114H103ZM109 112L107 111V114H106V112H102V113H97V115L95 114L94 116H92V117H88L89 119H90V121H91V123H90V121H89V123L90 124H99L100 126L102 125L103 127H105L104 125L106 124V123H108V124H106V126H109V129H111L112 131L113 130H116V129H120V128H125L127 125L126 124H124L121 120L120 121H115V122H113V121H111L110 119V115L108 114ZM26 114V115H25ZM172 114H174V113H172ZM171 114V115H172ZM108 115V116H107ZM170 115V116H171ZM0 116V117H1ZM17 116V117H16ZM170 116H167L166 117V119H164V121H166V120H168L169 118H170ZM174 116V115H173ZM173 116H171V117H173ZM77 117H78V119H77ZM169 117V118H168ZM80 118V119H79ZM87 118V119H88ZM96 119V121L95 122H97V123H93V121H94V119ZM108 118H109V120H108ZM190 118H192V120H193V118L194 117H192V116H190ZM93 119V120H92ZM98 119V120H97ZM106 119V120H105ZM171 119V118H170ZM20 120V121H21ZM82 120V121H81ZM187 120V119H186ZM27 120L26 119H24V120H22L21 122L23 123H27L26 122ZM61 121H62V125L64 124V126L62 127V126H60L61 124ZM65 121H67V122H65ZM72 121V122H71ZM74 121H77L78 123H79V121H80V123L78 124V123H76V122H74ZM101 121H102V124H100L101 123ZM105 121V122H104ZM47 122H48V124H47ZM51 122V123H50ZM70 124H69V123ZM112 123V125H111V123ZM167 122V121H166ZM103 123H104V125H103ZM115 123V124H114ZM46 124V126H48L49 124H50V126L53 128H50L49 127V130H48V128L46 127V126H44ZM58 124H60V125H58ZM78 124V125H77ZM117 124V126H115ZM136 124V123H135ZM41 125H43L44 127H43V129H42V126ZM59 127H58V126ZM73 125V126H72ZM57 126V127H56ZM73 127V129H72V127ZM75 126V127H74ZM249 126V125H248ZM247 126V127H248ZM41 127V128H40ZM55 127V128H54ZM66 127V128H65ZM77 127V128H76ZM119 127V128H118ZM39 128H40V130H39ZM57 128H60V130L59 129H57ZM63 128H65V129H63ZM44 129H47V130H44ZM56 129L59 131V133L58 132H56ZM63 129V130H62ZM254 129V128H253ZM43 130V131H42ZM53 130V131H52ZM65 130V131H66ZM264 129H262V130H260L259 132H257V133H259L258 135H260L259 137H261L262 138V140L264 141V139H263V137H264V131H263ZM45 131H47V132H45ZM52 131V132H51ZM247 131H248V129H247ZM39 132V133H38ZM43 132H45V133H43ZM60 134L59 136H58V134ZM261 133V134H260ZM43 136H42V135ZM38 136H40V137H38ZM263 136V137H262ZM42 137V138H41ZM261 138H259V140L261 141V143L263 142L262 140H261ZM46 140V139H45ZM46 140V141H47ZM259 140H257L258 142L256 143V141H255V143H256V145L258 144V143H260V141ZM41 141V140H40ZM116 143V142H115ZM245 143V144H244ZM244 143H242V147L240 146L241 145V143H240V145L239 144H231L232 146H230V143H227V144H225L224 143V145H223V143H219V144H213L212 145V147L211 148H209V151L207 150V152H205V154H203V153H201V154H199L198 156L197 155H193V158H196V159H198L199 161H196V159L194 160L193 158L190 160V162H189V160H188V162H185L186 164H180V165H178V171H177V166L176 165H171V166H174V167H170L169 168V170H171V171H168V167H167V171H166V168H164L163 166H162V173L163 172H166V174L165 173H163L162 174V180L163 181H161V182H159L158 184H154V182L153 181H151L152 180V178H154L153 176H154V174H153V171L151 170V169H153V168H155V164H153L151 161L152 160H147L148 159V157H147V152H150L151 154H149L148 153V156H151V158L150 159H153L152 158V156H154L152 153L154 152V148L152 147V145H149V144H145V147L143 146V148L141 147V151L144 149V152L141 154V156H139L140 158H138V159H140V160H135V161H130V162H128V163H126L125 165H127L126 167L128 168V170H130L131 171V169L134 171V169L135 170H137V171H140L141 172V178H139L140 180L139 181H137L136 183L134 182L133 184L134 185H132V183L131 182H128L127 183V185H130V186H134L133 188H135L137 191L139 190L140 191V189H141V191L142 192H139V197H138V199H139V201H138V199L136 200V204L135 203H132V204H129V203H123L122 202V204L120 203L119 205H112V204H108V205H105L103 208H101L100 209V211H102V212H104V215H105V220H106V224H107V226L109 227V225H108V223L109 222H112V227H111V225H110V227L108 228V235H109V237H108V235H107V237H106V241H107V243L109 242V251L107 252V253H105L104 255H93V256H91L92 254H88V253H85V252H68V253H66L65 255H64V257L65 258H62V260H63V262L61 263V262H58V261H55L53 258H52V256L47 252V251H43V252H41V255H43L42 257H43V259H42V257H41V255H40V257H41V261L42 262H40V263H43V264H47V263H49V264H65V261H66V263L67 264H103V263H106V261H108L107 263L108 264H114L115 262V264H134V262L133 261H137V263L136 264H143L144 262V264H147V261H148V264H151L150 262H153L154 260L157 262H155L156 264H180L182 261V263H184L185 262V264H187L186 263V261L188 262V264H192L193 262V264H197L198 262V264H201L200 262H201V259L204 257V260H206V261H204L203 259H202V261L204 262H202L203 264H225V262H226V264H231V263H236V262H238V264H241L242 262H244V264H249V263H251V261H252V263L251 264H255V262H256V264H257V262H258V260L257 259H255V257H252V255H255L256 256V258H260L259 260H262L261 262H258L259 264H261L263 261H264V223H263V221H264V179L262 180V179H256L257 177H255V178H253L254 176H258V174L257 173H260V170L262 169V171H261V173H260V178H264V166H263V164H264V151H262L264 148H262L261 149V145H262V147H264V142H263V144H258L257 146L256 145H252V143L251 144H247V142H244ZM248 143H250V142H248ZM38 144V145H37ZM186 143H184V145H185ZM122 146V144L120 145V147ZM135 146V147H134ZM146 146H149L148 147V149H147V147ZM239 147V149H237L238 147ZM247 146V147H246ZM252 146V148H255V146H256V148L258 149V151L257 152H259V154L255 151L254 152V150L252 149V151H251V147ZM42 147H40V149H36V151L38 150V152H40L41 151V148ZM132 148L130 149L129 148V150H140L139 148H140V146H137V145H132L131 146ZM150 147H152L151 149H153V150H151L150 151ZM232 147H233V150L236 148V150L235 151H233L232 150ZM244 147V148H243ZM245 147H246V149H245ZM260 147V148H259ZM221 148V149H220ZM222 148H224V149H222ZM229 148H231V149H229ZM145 149H147L146 151H145ZM226 149H227V151H226ZM246 150L244 153L242 152V150ZM250 149V152L248 151ZM260 149V150H259ZM168 150V149H167ZM211 150H213V151H211ZM224 152H223V151ZM239 150H241V151H239ZM133 151V152H134ZM247 151H248V153H247ZM262 151V152H261ZM43 152V151H42ZM132 152V151H131ZM131 152H128L129 154L131 153ZM209 152V153H208ZM217 152V153H216ZM223 152V153H222ZM227 152H230V153H234L235 154V156H230V155H232V154H230L229 155V153H227ZM240 152V153H239ZM241 152L244 154V155H242L241 154ZM251 152H253L252 154L255 156H253L255 159H253L252 158V154H250ZM144 153H145V155H144ZM185 153V152H184ZM183 153V155H184V157L187 155V154H190V151L185 155ZM226 153H227V155H228V158L230 159V161H227V163L229 162H231V161H233V159L234 160H238V162H237V165H239V167H241L240 169H239V167L237 166V165H235L234 166V164H236V161H233L234 163H228V165H227V163H226V161L224 160V159H220V157L219 156H221L222 158H226L227 156H226ZM239 153V154H238ZM218 154V155H217ZM221 154H223V155H221ZM241 154V156H242V159L241 158H239V157H241V156H239ZM245 154H246V156H245ZM255 154H257V156H259V158H257L256 157V155ZM142 155L143 156H145V158H143L142 157ZM201 155V156H200ZM217 156V157H214V158H212L213 156ZM237 155V156H236ZM251 155V156H250ZM206 157V158H203V159H205V160H203L202 159V157ZM243 156H244V160H243ZM249 156V157H248ZM129 157H132V155L131 156H129ZM191 157V156H190ZM189 157V158H190ZM207 157L210 159V161L211 162H214V164L215 163H217V165L218 164H220V160H221V164L220 165H218V167H217V165H215V166H211V165H209V164H212L210 161H209V159L207 160ZM233 157H236L237 159H235V158H233ZM245 157H246V159L247 160H245ZM188 158V159H189ZM227 158V159H228ZM231 158H233V159H231ZM241 159V160H239V159ZM250 158V159H249ZM187 159V158H186ZM185 159V160H186ZM201 159V160H200ZM212 159H214V160H212ZM220 159V160H219ZM228 159V160H229ZM254 161H253V160ZM256 159H257V161L259 162V164H258V162L256 161ZM259 159V160H258ZM54 160H56L55 158L53 159V160H51L52 161V163H50V162H48V164L45 162L44 164H47V165H45L46 167H47V169L45 168L44 169V166H43V168H41V169H43V171H41V173H40V170L38 171V174L34 177L35 179H33V181L36 183V185L37 184H40V185H42V187L44 188V190H43V188L41 187V186H37V187H40V188H42V189H40L39 190V188H33L34 187V182L32 181L31 183H30V185H29V187L31 188H28L29 190H28V198L26 199V203L28 204V206L30 205L31 207H28L27 206V204L24 202V201H22L20 204H19V206H18V214L20 213V211L22 210V213L23 214H19V216L21 215V220H23L25 223H29V217L30 218H32V217H35V218H32L31 219V221L32 222H34V221H36V219H38L37 218V216L39 217V214H37V212L38 213H40V219H38L35 223H30L29 224V227L33 230V231H35L36 233H37V235H39L42 239H47V237H48V235H49V233L51 232V233H54V232H56V231H64V230H70V231H79V230H81V229H83V227H84V221H79V223H78V221H74V220H78L79 218H77L76 217V219H75V215H73V218H70V217H72V212H71V210L73 211V206L74 205H78V203H79V201H78V198H76L77 196H76V192L78 191V190H80L81 188L83 189V185L84 184H86L87 182H85L84 181V178H85V180H87L88 181V179L89 178H87V177H89V176H87V175H83L84 177H82V175H80V177H82L81 179L84 181V183H83V181L79 178V180H78V175H77V177L75 176V174H74V176H75V178L72 176V182H73V184H70L71 182V178L68 180V176H66L65 177V179H60L61 180V184H63V185H61L60 184V180H59V178L60 177H62V175H63V177H64V175H65V173H63L62 171H60V172H56V171H58V168H57V166H58V162H57V160L56 161H54ZM144 160H146V161H144ZM154 160H155V158H154ZM184 160V161H185ZM219 160V161H218ZM252 160V162H250ZM48 161H50V160H48ZM125 161H127L126 159H125ZM136 161H138V162H140L141 164H139L138 162H136ZM144 162V164L142 163V162ZM150 161V162H149ZM183 161V162H184ZM201 161L203 162L202 164H205V165H207L208 167H206L205 165H202L201 164ZM216 161V162H215ZM223 161H224V165H222L223 164ZM245 161V164H248V163H246V162H249V165H246L245 167H243L242 165H244V163H242V162H244ZM261 161H263V162H261ZM261 162V163H260ZM131 163V164H130ZM133 163H136V164H138V166H135V164L133 165ZM147 163H148V165H149V167H148V165H147ZM149 163H152L151 165L149 164ZM255 164V166H254V164ZM43 164V165H44ZM57 166H56V165ZM200 164V165H199ZM251 164H253V165H251ZM131 165V166H130ZM145 165H147V166H145ZM186 165V166H185ZM190 166V168L189 169H187L189 166ZM192 165H194V166H192ZM201 165H202V167H201ZM251 165V166H250ZM256 165H258L257 167L258 168H256ZM56 167V168H53V167ZM176 166V167H175ZM219 166H220V168H219ZM223 166H225V167H223ZM229 166V167H228ZM230 166H233L232 168L230 167ZM247 166H248V168H247ZM255 168H254V167ZM134 169H133V168ZM138 167H140L139 169H138ZM153 167V168H152ZM195 167H196V169H195ZM199 167H201L203 170H201V168H199ZM211 167H212V169H211ZM217 168V170L215 169V168ZM249 167H251V168H254V169H249ZM259 167H263V168H259ZM144 168V169H143ZM149 169L150 168V170L149 171H151L150 173H151V175H147L148 174V170H146V169ZM208 168V169H207ZM210 168V169H209ZM218 168H219V170H218ZM222 168L225 170H222ZM227 168H228V171H227ZM243 168V169H242ZM53 170V172L55 173V174H53V172H52V170ZM141 169H143V171L141 170ZM179 169H180V171H179ZM190 169H192L191 170V172H190ZM232 169H234V170H232ZM238 169V170H237ZM250 170V171H248V170ZM256 169H258V171H257V173H256ZM147 171V172H145V173H143L144 171ZM196 170V171H195ZM206 170H209V172L208 171H206ZM210 170H212L213 172H214V170H215V173L214 174H216L217 176H218V174L221 172V173H224V175H222L221 173H220V176H218V178L217 179H220V181H218L217 179H216V176L214 175L213 176V172H212V175L210 174L211 173V171ZM244 170H247L246 172H244ZM253 170H254V172H253ZM51 171V172H50ZM172 171H173V173H172ZM181 171H183V174L181 175ZM184 171H185V173H184ZM204 173H203V172ZM220 171V172H219ZM235 171V172H234ZM237 171L239 172V174L237 173ZM241 171H243V173H242V175H246V177L248 176L250 179L248 180V179H246V178H244L245 177V175H244V177L243 176H241L240 178H244L245 180H247L246 182H248L249 184L251 183V182H253V181H255V179L256 180H258V181H256V182H253V183H256V184H253L252 183V185H249V186H251V187H249L247 184H245L244 182H245V180H243V178L242 179H238L239 178V176H240V174H241ZM46 172V173H45ZM48 172H50V173H48ZM180 172V173H179ZM201 172V173H200ZM207 172H208V175H207ZM218 172V173H217ZM226 172H228V174H226ZM231 172H233L234 174H232L231 175ZM247 172H253L254 174H257V175H254V176H252L253 174H249V175H247L248 173ZM263 172V173H262ZM41 175H40V174ZM44 173V174H43ZM48 173V174H47ZM149 173V174H150ZM169 173V174H168ZM171 173H172V175H174L175 174V176L172 178V176H170L171 175ZM199 173V174H198ZM206 173V174H205ZM45 174H46V176H45ZM51 174V175H50ZM53 174V175H52ZM60 174V176H58ZM122 175L124 174V173H121ZM145 174V175H144ZM156 175H157V173H155ZM176 174H178L179 175V177H176ZM184 174H186L185 176H184ZM209 174H210V176H209ZM237 174H238V176H237ZM40 175V176H39ZM42 175H44L43 177H41ZM49 175V176H48ZM119 176H121L120 174H118ZM117 175V177H119ZM147 175V176H146ZM166 175V176H165ZM169 175V177L170 178H172L173 180H177L178 178H179V180H177V181H180V185L178 184V182L177 181H175V183H173V185L171 186V185H169V183H172V182H174L173 180H171L170 178H168L167 176ZM177 175V176H178ZM193 175V176H192ZM202 175V176H201ZM205 175L208 177L207 179H205ZM223 177H222V176ZM226 175V176H225ZM236 175V176H235ZM38 176V177H37ZM54 176H56V177H54ZM124 176V175H123ZM126 176V175H125ZM125 176L124 177H122V178H125ZM185 177V178H188L187 180H189V181H186V179L185 178H183V177ZM232 176H235L236 178H232ZM252 177V179H251V177ZM48 178V179H45V178ZM53 177H54V179H53ZM159 177V176H158ZM168 180L167 182H168V185L166 184L167 182L165 181V178ZM176 177V178H175ZM202 177H204V178H202ZM220 177V178H219ZM233 179L232 181H234V182H231L230 180H231V178ZM247 177V178H248ZM38 180H37V179ZM39 178H41V179H39ZM43 178V179H42ZM50 178H52V180L50 179ZM91 178V177H90ZM121 177H119L118 178V180H120V179H122ZM181 178H183V179H185V180H181ZM195 178V179H194ZM210 178H212V179H210ZM215 178V179H214ZM224 178H225V180H224ZM228 178V179H227ZM230 178V179H229ZM73 179H74V181H73ZM78 181H77V180ZM95 180L94 178H91V181H93V180ZM170 179V180H169ZM237 180L238 179V181H236L235 182V180ZM48 180L50 181H52V182H54L55 184H53L52 182H48ZM54 180V181H53ZM57 180H59V182L57 181ZM67 180L69 181V183L67 182ZM207 182H206V181ZM213 180L215 181H218V182H213ZM227 180L228 181H230V182H227ZM243 180V181H242ZM261 180V181H260ZM38 181H39V183H38ZM76 181V182H75ZM81 183H83V185L82 186H80L81 184H80V182ZM105 181V180H104ZM121 181V184H123V182L124 181H122V180H120ZM169 181H172V182H169ZM194 182L195 183V185H192V184H194V183H192V182ZM197 181V182H196ZM201 182V183H198V182ZM224 181H225V183H224ZM240 181V182H239ZM244 183H242V182ZM251 181V182H250ZM263 182V183H260V182ZM47 182V183H46ZM57 182V183H56ZM63 182H65L66 184H64ZM88 182H90V180L88 181ZM138 182H140V183H142V184H140V186L138 185ZM145 182V183H144ZM151 182V183H150ZM164 182V183H163ZM166 182V183H165ZM177 182V183H176ZM191 182V183H190ZM211 182H213V184H211ZM221 182V183H220ZM44 183H46V186L44 185ZM58 183H59V185H61V188H60V186L58 185ZM185 183V184H184ZM196 183H197V185H196ZM208 183H209V185H208ZM219 183H220V185L221 186H219ZM230 183H231V185H230ZM234 183V184H233ZM238 184L239 183V185H240V183H242V185H246L245 187L243 186V190L244 191H242V189H240L239 188V186L236 188V186L234 187L233 185H236V184ZM47 184H50V185H47ZM53 184V185H52ZM69 184V185H68ZM75 184V185H74ZM77 184L80 186V187H78L77 186ZM125 184V183H124ZM123 184V185H124ZM137 186H136V185ZM147 185V188L149 187V190L145 187V185ZM151 184V185H150ZM178 184V185H177ZM201 184H203V185H201ZM211 184V185H210ZM215 184H217V186L215 185ZM228 184H229V186H228ZM257 184H259V185H257ZM33 185V186H32ZM35 185V186H36ZM44 185V186H43ZM66 185H68V186H66ZM71 185H73V188H71V190H69V188L70 187H72ZM144 185V186H143ZM178 187V188H176V186ZM200 185H201V187H200ZM210 188V189H205L207 186ZM212 185H214V186H212ZM225 185H226V187H225ZM254 185H255V190L253 189V187H254ZM262 185H263V187H262ZM32 186V187H31ZM48 186V187H47ZM54 186V187H53ZM58 186V187H57ZM114 186H117V185H114ZM118 186H120V185H118ZM142 186V187H141ZM174 186V187H173ZM196 188H194V187ZM212 186V187H211ZM216 186V187H215ZM219 186V187H218ZM232 186H233V188H232ZM258 186V187H257ZM51 187V189L53 190V189H55L54 190V192H52L51 191V189H50V191H49V188ZM53 187V188H52ZM60 188V194H58L59 193V191L58 192H56L57 190V188ZM66 188V189H62V188ZM74 187H76V188H74ZM139 189H138V188ZM143 187H144V189H147L148 191H151V189H152V191H153V193H152V191H151V194H150V196H148L149 194H145V191L146 190H143ZM170 187H173V189H171ZM194 189H193V188ZM207 187V188H208ZM215 187V188H214ZM231 187V188H230ZM240 187H242V186H240ZM260 187V188H259ZM48 189V191H47V189ZM77 188H79L78 190H77ZM163 188H164V190H163ZM199 188V189H198ZM211 188H213V189H211ZM246 188L247 189H249V190H251L252 191V195H253V197H252V195H251V191L249 192L248 190H247V192L251 195V196H247V195H249V194H247V192H246ZM36 189V190H35ZM46 189V190H45ZM81 189V190H82ZM192 189V190H191ZM202 189H205V190H201ZM236 191H234V190ZM258 189V191H256ZM260 189V190H259ZM36 191V192H34L33 193V191ZM37 190H39V191H37ZM59 190V189H58ZM67 190V191H66ZM73 190L75 191V190H77V191H75V192H73ZM158 190H159V193H158ZM194 190H196V192L194 191ZM206 190H210V192H212V193H208ZM253 190H254V193H253ZM40 191H45L44 192V194L41 192L40 193ZM48 193H47V192ZM63 191V193L64 194H66V197L67 198H64L65 197V195H61V194H63V193H61ZM64 191H66V192H64ZM147 191V192H148ZM157 191V192H156ZM161 191H163L164 193H166V192H169L168 194L166 193L165 195H164V193H162ZM171 191V192H170ZM192 191V192H191ZM238 191V192H237ZM242 191V192H241ZM262 191V192H261ZM30 192H32V193H30ZM70 192V193H69ZM176 193V194H173V193ZM199 192H201V193H199ZM205 192H207L206 194H205ZM241 192V193H240ZM245 192V196H243V194L242 193H244ZM261 192V193H260ZM38 195V197L40 198H38L37 196H36V194ZM46 193H47V195H46ZM52 193V194H51ZM73 193V194H72ZM142 193V194H141ZM148 193H150V192H148ZM154 193H156L155 195H152V194H154ZM170 193H172V194H170ZM191 193H192V195L194 196H196L198 193V195H197V197L196 198H194L192 195H191ZM257 193V194H256ZM32 194V196L34 195V196H36V197H34L33 199H34V202H32V203H30V201H32L33 199H31V198H29V197H32V196H30ZM40 194H43V196H41V197H43V199H41V197H40ZM51 194V195H50ZM57 194L59 195V196H63L62 198L63 199H65V200H67L68 199V194H69V201L67 202H65V200H63L61 197H57ZM72 194V195H71ZM143 196L144 194V196L142 197L141 195ZM159 194V195H158ZM204 194V195H203ZM208 194H210V195H208ZM247 194V195H246ZM259 194V195H258ZM52 195H55L57 198H55V196H53L54 198H53V200L54 201H52V203L53 204H55V202L57 203V200L56 199H58L59 198V200H58V203L61 201V202H63L64 204H66V206L63 204V203H59V205L61 206H59L58 205V207L56 206V204L55 205H53L54 207L56 206L57 208H58V211L56 210L57 208L55 207H53V206H50L49 207V204L51 205V201L49 202V200H48V203L49 204H47L46 205V203H47V199L49 198V196L51 197ZM151 195H152V198H153V200L151 199ZM162 195H164V197L162 196ZM170 195V196H169ZM175 195V196H174ZM208 195V196H207ZM256 195H257V198H255L256 197ZM73 196L75 197V198H73ZM154 196V197H153ZM155 196L157 197V196H159L158 198H162L160 201L158 200V198H155ZM162 196V197H161ZM174 196V197H173ZM177 196V197H176ZM240 196V197H239ZM48 197V198H47ZM72 197V200L74 199V200H77V201H74V202H76V203H74L70 198ZM149 197V198H148ZM170 197V198H169ZM248 197V198H247ZM36 198L37 199H39L38 200V202H40V200H42V202L44 201V199H45V201H46V203H44L43 205H45L46 207L44 208V206L42 207L41 206V204L40 203H37V201L35 202V200H36ZM147 198H148V200H147ZM166 198V199H165ZM191 198V199H190ZM233 198H235V200H237L238 202H239V200H240V202H244L243 204H240V202L239 203H237V202H234V205H236L237 206V208H240V210L242 209V207H243V210L245 209V211H243V212H246V207H249V206H251L250 208L251 209H255V211H258L257 212V214H262L261 216H262V218H261V216H259V215H257L254 211H252L250 208V211H249V213H243L242 212V210H241V213H240V211L238 212L237 210V208H236V206H235V209H237L236 211L234 210V206L232 205L233 204V201H235ZM236 198H239V200L238 199H236ZM241 198V199H240ZM50 199V198H49ZM52 199V198H51ZM141 199L142 200H144L145 201V203L143 202V201H141ZM150 199H151V201H150ZM154 199H156V200H154ZM195 199V200H194ZM245 199H247V200H245ZM260 199V200H259ZM30 200V201H29ZM158 200V201H157ZM169 200H170V202L172 201V200H174V201H172L173 202V204H172V202L170 203L169 202ZM242 200V201H241ZM244 200V201H243ZM249 200L251 201V202H249ZM259 202H258V201ZM70 201H72V203L74 204H70L71 202ZM167 201V203H164V202H166ZM176 201H178L177 202V204H176ZM248 203H247V202ZM252 201H255V202H252ZM78 202V203H77ZM154 202V203H153ZM156 202H157V204H158V206H160V207H158L157 206V204H156ZM160 202L162 203V204H165V205H161L160 204ZM229 202H231V203H229ZM257 202V204H254V203H256ZM34 203V204H33ZM37 203V204H36ZM67 203H68V205L69 206H71L72 207V209H71V207H69L68 205H67ZM153 205H152V204ZM236 203V204H235ZM246 203V204H245ZM134 204V205H133ZM138 204H139V206H138ZM144 204H146V205H144ZM148 204V205H147ZM168 204V205H167ZM176 204V205H175ZM240 204V205H239ZM252 204V205H251ZM259 204V205H258ZM24 205V206H23ZM32 205H33V207L34 208H32ZM62 205H63V210L61 209L62 208ZM130 205H132V206H130ZM136 205H137V208H136ZM150 205H151V207L153 208H151L150 207ZM169 205H171V206H169ZM173 205H175V207L173 206ZM228 205V206H227ZM240 207H239V206ZM242 205V206H241ZM246 205H248V206H246ZM22 206V207H21ZM37 206V207H36ZM120 206V207H119ZM128 206H130V207H128ZM155 206H157L159 209L157 210V207H155ZM163 206H165V208H167V209H163L162 207ZM167 206H169L171 209H169V207H167ZM232 206V207H231ZM246 206V207H245ZM39 207V211L38 210H36V208H38ZM50 209H49V208ZM60 207V208H59ZM175 208L176 209V211H179V212H176L175 211V209H173V208ZM180 207V208H179ZM227 207H229V209H232V210H229ZM259 209H258V208ZM23 208V209H22ZM64 208H66V210L64 209ZM68 208V209H67ZM70 208V209H69ZM125 208V209H124ZM126 208H127V210H126ZM132 208V209H131ZM156 208V210H154ZM162 208V209H161ZM260 208H261V210H260ZM30 209V210H29ZM32 209L33 210H35L34 212H33V214L32 213H30V212H32ZM53 211H52V210ZM140 209V210H139ZM56 210V211H55ZM59 210H61V211H63V212H65V214L64 213H62L61 211H59ZM70 212H69V211ZM126 210V211H125ZM148 210V211H147ZM159 210H160V212H159ZM165 210V211H164ZM169 210H170V213H169ZM226 210H227V212L229 213V212H231L230 214H229V216H228V213L226 212ZM234 210V211H233ZM45 211V212H44ZM58 212V214L60 215V213H62L60 216L58 215V214H56L55 212ZM133 211L135 212L134 214H133ZM141 211H142V213H141ZM150 211V212H149ZM152 211V212H151ZM172 211H175V213L173 214V212ZM28 213L29 215H33L32 217L31 216H27L25 213ZM36 212V213H35ZM127 213V215H126V213ZM137 212V213H136ZM146 212V213H145ZM164 212H166V213H164ZM226 212V213H225ZM254 212L255 214H252V213ZM34 213L35 214H37V216L35 215L34 216ZM42 213V214H41ZM119 213H121V214H119ZM141 213V214H140ZM151 213V215L153 216H151V215H149V214ZM157 213V214H156ZM160 215H159V214ZM171 215V213L173 214V215H171V216H173L172 218H171V216H169V214ZM178 213V214H177ZM179 213H181V214H179ZM224 213V215H222ZM235 213V214H234ZM240 213V214H239ZM25 214V215H24ZM119 214V215H118ZM123 214V215H122ZM136 214H138V215H136ZM144 214L146 215L145 217H144ZM233 214V215H232ZM243 214H246L245 215V217L243 218L242 216H243ZM251 215L250 217H248L249 215ZM63 215H64V217H65V219L64 220H67V221H63ZM66 215V216H65ZM67 215H68V217H69V219L71 220H68L67 219ZM125 215V216H124ZM141 215H143V218H140L141 217ZM162 215H164V216H162ZM178 217H176V216ZM181 215V216H180ZM226 215L228 216V217H226ZM233 216V217H230V216ZM242 215V216H241ZM23 216V217H22ZM25 216V217H24ZM26 216H27V218H26ZM60 218H59V217ZM76 216H78V215H76ZM133 216H136V217H134V219H133ZM140 216V217H139ZM166 216V217H165ZM180 216V217H179ZM223 216H224V218H223ZM242 217V219H247V217L250 219V221H251V225L253 224L252 222L254 221V219L256 218V220H255V222L258 220L259 221V218H260V220H261V223H262V225L260 224V221L258 222H254L256 225H252V227H251V225H246V224H250V221H248L249 219H247L246 220V222L244 223L243 221H242V219H241V217ZM247 216V217H246ZM254 216V219L252 218L251 219V217H253ZM257 216H259V218L257 217ZM78 217H80V216H78ZM118 217V218H117ZM125 217H127V219L125 218ZM148 217H150V218H148ZM226 217V218H225ZM22 218H24V219H22ZM62 218V219H61ZM112 218V219H111ZM139 218V219H138ZM154 218V219H153ZM164 218V219H163ZM166 218H168L167 219V221H165L166 223V225H167V230H166V232H165V236H166V238L169 240V241H180L181 243L180 244H173V245H171L170 247H168L167 248V250H161V249H159V248H153V249H147V250H141L142 252H143V254L141 253V251H139L138 249H134V251L133 252H130V251H132V250H127L126 252H125V250L123 249V244H124V239H125V236L126 237H130V235L131 236H133L134 235V228H138L139 226H141V225H145V224H151V223H164V221H160L161 219H163V220H166ZM171 218V219H170ZM175 218V219H174ZM218 218H220L219 220H221V221H218ZM223 218V219H222ZM229 218H230V220H229ZM33 219H34V221H33ZM73 219V220H72ZM116 219V220H115ZM125 219V220H124ZM138 219V220H137ZM155 219L157 220V222L155 221ZM241 219V223L238 221V220H240ZM79 220H81V219H79ZM110 220V221H109ZM131 220H133V222L131 221ZM140 220V221H139ZM152 220H154V221H152ZM170 222H169V221ZM222 220H223V222H225V224L224 223H221L222 222ZM228 220V221H227ZM244 220V221H245ZM253 220V221H252ZM60 221L61 222H63V223H60ZM70 221V222H69ZM107 221H109L108 223H107ZM119 221V222H118ZM135 221H137V222H135ZM160 221V222H159ZM66 222L68 223V225H66ZM72 222H74V223H77L76 225L77 226H82V228L80 229V227L79 228H77V226H74V223H72ZM168 222H169V224H168ZM218 222L220 223V224H218ZM233 222H237V224H241V226H245V228L246 229H244V227H241L240 226V224H239V227H238V225H237V228L235 227V228H233L234 227V225L236 226V224H234ZM239 222V223H238ZM37 223H39V224H37ZM65 223V224H64ZM114 223V224H113ZM117 223H119V224H117ZM123 225H122V224ZM126 223H127V225H126ZM132 223V224H131ZM232 223V224H231ZM242 223L244 224V225H242ZM260 225H259V224ZM65 225L64 227L62 226V225ZM81 224V225H80ZM109 224H111V223H109ZM134 224H136V227H135V225ZM139 224V226H137ZM226 224H227V226H226ZM230 224H231V226H230ZM33 225H36V226H33ZM72 225V226H71ZM117 225H119V226H117ZM122 225V226H121ZM124 225H125V228H124ZM133 225H134V227H133ZM189 225V226H188ZM222 225H224V226H222ZM232 225H233V227H232ZM257 225H259V226H257ZM61 226V227H60ZM69 226H71V228H69ZM117 226V227H116ZM130 226H132V227H130ZM217 226H219V228L217 227ZM222 228H221V227ZM41 227V228H40ZM119 227V228H118ZM122 227V228H121ZM226 227H229L228 229H224V228H226ZM230 227H231V229H230ZM253 227H256V228H254L253 229ZM60 228H62V229H60ZM63 228H64V230H63ZM65 228H67V229H65ZM113 228V229H112ZM114 228L117 230V232L114 230ZM126 228H128L129 230L127 231V229ZM239 228H241V230H242V228H243V230H244V232L243 231H240V230H238V232H242L241 233V235H238V233L236 232L237 230L236 229H239ZM251 228H252V230H251ZM79 229V230H78ZM111 229V230H110ZM119 229V230H118ZM219 230V232H218V230ZM221 229H222V231H221ZM233 229H235L234 230V232L232 231ZM121 230V231H120ZM229 230V231H228ZM245 230L247 231V233L249 234L250 232V237L251 238H249V236L247 235V234H244V233H246L245 232ZM82 231V230H81ZM116 233H118L119 234V231H120V236L118 235V234H116ZM123 231V232H122ZM133 231V232H132ZM220 231L222 232V233H220ZM225 231V233L223 234V232ZM226 231H228V232H226ZM231 231L234 233V234H232L231 233ZM250 231V232H249ZM41 232V233H40ZM124 232H125V235H123L124 234ZM133 234H132V233ZM230 232V233H229ZM236 232V233H235ZM115 234V236L117 235V237H114L113 235ZM124 236H122V235ZM127 234V235H126ZM151 233H149L148 234V237H150L151 238V235H150ZM221 234H222V236H221ZM226 234V235H225ZM227 234L229 235V234H231L232 236H234L235 237V235L236 236H242V237H240V239L238 238V237H236V238H234V237H231L230 235H229V237H228V239H227ZM111 235L113 236V237H111ZM225 235V236H224ZM253 235V236H252ZM221 236V237H220ZM244 236H246L243 240L244 241H241L242 240V238L244 237ZM247 236H248V239H251L250 241H248V239H246L247 238ZM119 237H120V239H119ZM115 238V239H114ZM149 238V239H150ZM229 238H231V239H229ZM232 238H234V239H236V241H237V244H236V242L234 241H232ZM252 238H253V240H252ZM108 239V240H107ZM238 239V240H237ZM112 240V241H111ZM116 240V241H115ZM119 240V241H118ZM121 240V241H120ZM114 241V242H113ZM118 241V242H117ZM229 241V242H228ZM238 241H241V242H238ZM251 241H253V243L251 244L250 242ZM113 244H112V243ZM233 242V243H232ZM245 242H248V243H245ZM239 243V244H238ZM240 243H242V244H240ZM250 243V244H249ZM116 244H117V246H118V249H117V251H116V248H117V246H116ZM121 244V245H120ZM231 244H233V245H231ZM235 244V245H234ZM248 246H247V245ZM113 245H114V247H113ZM121 247H120V246ZM236 245H239V247L237 246V248H235V246ZM252 245V246H251ZM116 247V248H115ZM112 249V250H111ZM242 249V250H241ZM113 251V252H112ZM119 251V252H118ZM129 251V252H128ZM139 251V252H138ZM45 252V253H44ZM115 252V253H114ZM117 252H118V254H119V257H118V255H117ZM134 252H135V254H134ZM137 252V253H136ZM195 252V254L196 255H193V253ZM242 252H243V254H242ZM245 252V253H244ZM48 254V255H46V257H45V254ZM120 253H122V254H120ZM144 253H146V255L148 256V259H147V256L145 257V255H144ZM157 253V254H156ZM69 254V255H68ZM107 254V255H106ZM134 254V255H133ZM142 255V256H140V255ZM192 256H191V255ZM203 255V257H201L202 255ZM106 255V256H105ZM109 255V256H108ZM116 255V256H115ZM126 255V256H125ZM130 257H129V256ZM158 255V256H157ZM51 257L52 259H50L49 257ZM69 256V257H68ZM98 256V257H97ZM122 256L123 257H125V258H123L124 260H125V262L124 263H122L123 262V259H122ZM134 256H138L137 258H135ZM144 256V258H142ZM189 256V257H188ZM193 256H197L196 258L195 257H193ZM251 256V257H250ZM97 257V258H96ZM102 257H103V259H102ZM106 257H108V259L106 258ZM112 257V258H111ZM114 257V258H113ZM121 257V258H120ZM132 257V258H131ZM158 257V258H157ZM185 259H184V258ZM187 257V258H186ZM192 257V258H191ZM249 257H250V259H251V261H249L250 259H249ZM38 258H39V256H37V259L35 258V262L33 261V263H35V264H38L39 263V261H38ZM45 258L47 259V261L45 260ZM95 258V259H94ZM120 258V259H119ZM129 258V259H128ZM135 258V259H134ZM142 258V261H143V259H145L144 261H143V263H142V261L140 260ZM152 258V259H151ZM154 258V259H153ZM189 258V259H188ZM190 258H191V260H192V262H190ZM194 258L198 261V262H196V260L194 261ZM197 258H199V260L197 259ZM253 258V259H252ZM40 259V258H39ZM50 259V260H49ZM94 259V260H93ZM101 259V260H100ZM117 261H116V260ZM161 261H160V260ZM52 260V261H51ZM99 260V261H98ZM104 260H106L105 262H103ZM110 260H112L111 261V263H110ZM132 260V262L130 263L129 261H131ZM138 260H139V263H138ZM147 260V261H146ZM181 261V262H179V261ZM186 260V261H185ZM256 260V261H255ZM36 261L38 262V263H36ZM55 263H54V262ZM94 261V262H93ZM101 261H102V263H101ZM113 261H114V263H113ZM150 261V262H149ZM165 261V262H164ZM178 261V262H177ZM236 261V262H235ZM242 261V262H241ZM44 262H46V263H44ZM86 262V263H85ZM93 262V263H92ZM97 262V263H96ZM128 262V263H127ZM177 262V263H176ZM39 263V264H40ZM181 263V264H182ZM154 264V263H153ZM237 264V263H236ZM262 264H264V263H262Z\"/></svg>", "mask_w": 264, "mask_h": 264}, {"label": "clouds", "instance_id": "clouds-1", "mask_svg": "<svg viewBox=\"0 0 264 264\" xmlns=\"http://www.w3.org/2000/svg\"><path fill=\"white\" fill-rule=\"evenodd\" d=\"M95 45L87 40L71 38L64 45L60 59L67 69L57 75L74 79L75 69L89 62L88 50ZM111 55H118L111 51ZM0 87L3 90L5 107L0 117V264H33L34 259L47 251L55 261L62 262L68 252H85L104 255L109 251L106 242L108 226L104 212L105 205L134 203L139 192L130 185L114 187L111 183L95 179L78 190L79 204L73 206L72 215L84 221L82 231H56L42 239L21 220L19 204L28 198V186L43 167L44 161L36 151V135L39 122L49 119L56 121L60 114L56 104L76 103L69 95L53 88L41 70L31 64L14 58L11 52L5 57L0 68ZM26 94L29 106L27 123H21L10 111V104L18 92ZM79 110V105H77ZM95 113L111 111L110 106L92 103ZM165 223H152L135 228L134 235L125 237L123 248L127 250H147L159 248L167 250L180 241H169ZM151 233V238L148 234Z\"/></svg>", "mask_w": 264, "mask_h": 264}]
</instances>
